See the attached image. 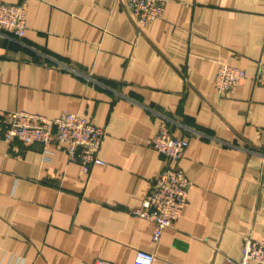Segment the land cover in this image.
I'll return each instance as SVG.
<instances>
[{
	"label": "crops",
	"instance_id": "0c3cea01",
	"mask_svg": "<svg viewBox=\"0 0 264 264\" xmlns=\"http://www.w3.org/2000/svg\"><path fill=\"white\" fill-rule=\"evenodd\" d=\"M19 3L22 0H0ZM245 70L232 96L218 65ZM264 0H168L136 26L126 0H28L22 39L0 32V264H239L264 233ZM93 78L96 81L90 80ZM5 110L85 115L104 128L103 165L85 173L65 144L3 138ZM167 117L189 145L174 226L132 213L165 166L151 145Z\"/></svg>",
	"mask_w": 264,
	"mask_h": 264
},
{
	"label": "built area",
	"instance_id": "2783aa9c",
	"mask_svg": "<svg viewBox=\"0 0 264 264\" xmlns=\"http://www.w3.org/2000/svg\"><path fill=\"white\" fill-rule=\"evenodd\" d=\"M167 1L126 0L132 21L139 28L161 18ZM27 13L28 0L15 4L0 1V32L22 39L27 28ZM245 77L246 72L242 68L221 62L214 78L215 89L222 96H232ZM255 80L264 87V62L260 63ZM104 135V128L91 118L67 110L54 118L24 110H5L2 138L7 143L14 139H21L27 145L39 142L48 157L53 152V143L65 144L68 159L78 162L85 173H89L94 165L105 163L99 153ZM151 145L164 157L165 166L153 180L141 206L134 208L132 213L154 223L153 240L157 242L164 228L178 222L188 201L190 181L179 163L189 140L176 136L170 120L163 116ZM261 156L264 158V152ZM154 260L152 251L139 249L131 264H153ZM232 261L229 258L226 264ZM238 263L264 264V233L261 237L246 236ZM91 264L115 263L97 257Z\"/></svg>",
	"mask_w": 264,
	"mask_h": 264
}]
</instances>
